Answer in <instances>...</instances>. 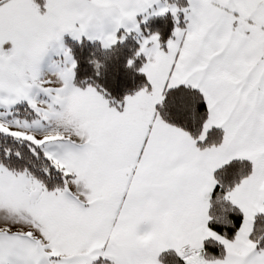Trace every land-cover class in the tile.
Masks as SVG:
<instances>
[{
	"label": "snow or ice",
	"instance_id": "snow-or-ice-1",
	"mask_svg": "<svg viewBox=\"0 0 264 264\" xmlns=\"http://www.w3.org/2000/svg\"><path fill=\"white\" fill-rule=\"evenodd\" d=\"M0 264H264V0H0Z\"/></svg>",
	"mask_w": 264,
	"mask_h": 264
}]
</instances>
